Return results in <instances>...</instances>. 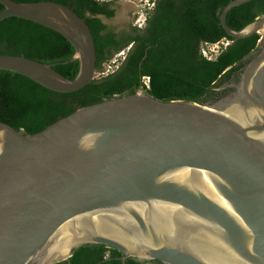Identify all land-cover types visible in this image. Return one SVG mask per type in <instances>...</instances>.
<instances>
[{
    "label": "water",
    "instance_id": "water-1",
    "mask_svg": "<svg viewBox=\"0 0 264 264\" xmlns=\"http://www.w3.org/2000/svg\"><path fill=\"white\" fill-rule=\"evenodd\" d=\"M251 1L233 0L221 10L219 25L229 38L264 40V16L239 31L226 24L232 8ZM0 5V22L14 17L54 31L74 48L69 62L79 64L69 80L53 64L0 54V70L62 94L94 80L93 36L69 7ZM232 87L202 104L163 102L139 88L79 108L32 135L0 122V264H56L86 245L115 249L122 263L264 264V48ZM184 170L206 173L228 209L204 184L176 180ZM154 204L176 210L154 217ZM93 216L111 232L88 223L73 232L78 241L67 255L54 251L43 259L63 226Z\"/></svg>",
    "mask_w": 264,
    "mask_h": 264
},
{
    "label": "trees",
    "instance_id": "trees-1",
    "mask_svg": "<svg viewBox=\"0 0 264 264\" xmlns=\"http://www.w3.org/2000/svg\"><path fill=\"white\" fill-rule=\"evenodd\" d=\"M19 3L52 1L69 7L88 26L95 44L96 72L112 57L129 47L115 70L101 75L73 93H56L18 74L0 70V122L24 134H35L79 108L112 97L133 95L137 89L163 101L208 103L223 96L220 87L244 67L255 51L260 35L242 40L229 38L219 25V15L233 0H156L144 29L117 43L97 17L113 18L111 1L104 0H13ZM3 10L0 5V11ZM264 16V0H252L232 8L226 24L239 31ZM225 43V45H222ZM220 45L213 57L205 50ZM205 49V50H204ZM0 54L23 56L44 64L73 80L79 69L72 45L59 34L30 21L7 18L0 22ZM149 78V89L141 82ZM100 245L73 250L56 264H147ZM155 264V263H149Z\"/></svg>",
    "mask_w": 264,
    "mask_h": 264
},
{
    "label": "bare ground",
    "instance_id": "bare-ground-1",
    "mask_svg": "<svg viewBox=\"0 0 264 264\" xmlns=\"http://www.w3.org/2000/svg\"><path fill=\"white\" fill-rule=\"evenodd\" d=\"M175 179L178 181H183L185 183L195 185V186H202V184H204L206 186V192L209 194V196L214 201H216L218 204L228 209V206L225 203V201L214 191L211 185V182L208 176L206 175V173L202 171L184 170V171H181L180 173H177L175 176ZM137 210L140 211V213H143L144 209L142 207H137ZM175 210L176 208L174 207H168L165 205L161 206L159 204H154L153 205V212H154L153 216L155 217L157 213H160L162 217L163 215L165 216L171 215L173 212H175ZM88 223H93L95 230L99 232H106V233L111 232L110 228L106 226V224H104L100 220L99 216H93L90 218V220H87L86 218H84L80 222H77L72 225L67 224L63 226L60 232L59 240H57L54 243L53 248H49V250L43 256V259L49 257V255L54 251L56 252V254L67 255L70 251L71 246L76 241H78L74 235V233L77 231V228L84 227L88 225Z\"/></svg>",
    "mask_w": 264,
    "mask_h": 264
},
{
    "label": "rangeland",
    "instance_id": "rangeland-1",
    "mask_svg": "<svg viewBox=\"0 0 264 264\" xmlns=\"http://www.w3.org/2000/svg\"><path fill=\"white\" fill-rule=\"evenodd\" d=\"M104 1H110V0H104ZM112 1L115 2V6H114L115 11H116L115 17H113L112 19L106 20L105 23L110 28H114V29H125L126 27H128L129 23H132V22L134 23L139 9L143 7V5H145L144 4L145 0H112ZM222 45H225V43H222ZM219 49H220V45L210 46L208 48V51L211 54L208 55L207 50L204 49L205 50L204 55H207L208 57L213 58L218 53ZM116 55H114L112 59H114ZM107 67H108V64L103 65L102 72L101 73L96 72L95 78L98 79L101 75L107 74V69H108ZM112 70H115V67L109 70V72H111ZM214 102H211V103H214Z\"/></svg>",
    "mask_w": 264,
    "mask_h": 264
},
{
    "label": "flooded vegetation",
    "instance_id": "flooded-vegetation-1",
    "mask_svg": "<svg viewBox=\"0 0 264 264\" xmlns=\"http://www.w3.org/2000/svg\"><path fill=\"white\" fill-rule=\"evenodd\" d=\"M111 2H112V4H111V9H113L114 10V12H116L115 11V8H114V6H115V2L114 1H112V0H110ZM155 3H156V0H152V2H150V4H152V6H149V13H148V16H149V14H152V11L154 10V8H155ZM149 4V5H150ZM99 16H101V15H99ZM98 17V16H97ZM103 17V19H101V18H99L100 20H101V22L103 23V24H105V26L107 27V31H110V32H112L113 33V35H114V37H115V41L117 42V43H123L127 38H129V37H131V36H134L135 34V32H134V29L136 28V29H138V30H142V29H144V27L142 28V29H139V28H137V27H135L134 26V24H133V22L132 23H129L128 24V27H126L125 29H114V28H110L106 23H105V21L106 20H109L108 18H105L104 16H102ZM113 17H115V14H114V16ZM148 18V17H147ZM110 19H112V18H110ZM146 22H147V20H146ZM145 25H146V23H145ZM261 38V37H260ZM264 48V40H262L261 42H260V40H259V42H258V45H257V47H256V49H255V51L247 58V60L245 61V63H244V65L245 64H247L248 62H249V60H251V58H253L255 55H257L262 49ZM240 74H241V69L239 70V72H237L234 76H232V78L230 79V80H228L227 82H225L221 87H220V92H224L223 93V96H225V95H227L228 93H230V92H232V91H234V88L232 87V86H235V85H237L238 83H239V79H240ZM222 96V97H223ZM145 263H147V262H145ZM149 263H155V264H160V263H158V262H149ZM149 263H147V264H149Z\"/></svg>",
    "mask_w": 264,
    "mask_h": 264
},
{
    "label": "built area",
    "instance_id": "built-area-1",
    "mask_svg": "<svg viewBox=\"0 0 264 264\" xmlns=\"http://www.w3.org/2000/svg\"><path fill=\"white\" fill-rule=\"evenodd\" d=\"M145 5H143V7H141L136 15V19L134 21V26L142 29L145 26L147 17H148V13H149V6H152V4H150V2H152V0H145L144 1ZM150 4V5H149ZM130 47V46H129ZM129 47H127L125 50L123 49L122 51H120L116 57L114 59H112L110 61V63L108 64V69H107V73L109 72V70H111L113 67L117 68V66L119 65V63L121 61L124 60L126 53L128 52ZM113 71V70H112ZM142 85L146 88L149 89V78L148 77H143L141 79Z\"/></svg>",
    "mask_w": 264,
    "mask_h": 264
}]
</instances>
